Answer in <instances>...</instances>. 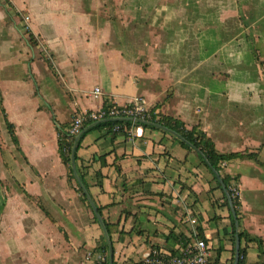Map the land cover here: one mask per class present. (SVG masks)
I'll use <instances>...</instances> for the list:
<instances>
[{"label":"crops","instance_id":"1","mask_svg":"<svg viewBox=\"0 0 264 264\" xmlns=\"http://www.w3.org/2000/svg\"><path fill=\"white\" fill-rule=\"evenodd\" d=\"M11 2L38 44L30 53L26 44L5 43L8 62L27 63L19 78L31 82L26 92L15 87L9 104L0 79L19 142L12 141L18 172L0 167V264H94L86 254L97 251L104 232L69 180L57 127L100 110L105 99L124 106L138 97L188 128L200 124L220 153L255 155L223 170L237 178L239 227L262 239L263 252L242 240L246 264H264V0ZM10 80L19 81L14 73ZM97 86L103 94L95 97ZM76 154L111 228L117 264H141L152 249L172 247L171 231L190 236L198 225L211 248L208 264H232L224 191L170 133L135 125L93 130Z\"/></svg>","mask_w":264,"mask_h":264},{"label":"trees","instance_id":"2","mask_svg":"<svg viewBox=\"0 0 264 264\" xmlns=\"http://www.w3.org/2000/svg\"><path fill=\"white\" fill-rule=\"evenodd\" d=\"M14 12L17 15L20 14V12L17 11L16 9L14 10ZM27 32L29 35V37H28L29 43L31 42L32 44L37 45L38 42L35 39L34 34L29 29ZM44 59L48 63V65L52 69V71L54 73H56V68L52 62V59L45 57V56H44ZM114 106H117V105L115 103H113L110 99H105L103 106L101 108L105 112V117H104L105 119L111 118L109 113H110V110L112 109V107H114ZM118 107L120 108V106H118ZM0 109H1V112L4 116V118H5L6 125L8 128V132L10 134L11 140L14 142V144L18 145L19 142H18V138H17L16 132H15V126L8 119L5 107L3 105V97H2L1 91H0ZM90 113H91V111L87 112V114H90ZM78 114H81V113H77L74 117H76ZM118 117H124V116H118ZM140 117H143L146 120H149L151 122L158 123L160 125L168 127L170 129L176 131L177 133H179L185 140H182V139L172 135L174 137V139H176L181 144L182 147H184L187 150L195 152L199 156L200 160L209 168L214 179L218 182V186L224 191L220 180L218 179V177L215 175V173L213 171V169H216V171L220 175V178L222 179L223 183L225 184L227 190L229 191V193L232 196L233 206L236 210L237 219L240 223V220H241L240 216H239L240 215V199H239V195L235 191L236 189H238L237 184L234 183V181H236L237 178L236 177L233 178L230 175H227L226 173H224L223 166L226 164V162H228L230 160H233L236 158H244V157L255 158V155L254 154H240V153H230V154L220 153L216 149L214 141L207 135L206 131L202 128V126L200 124H196V125L188 128L186 126V124L181 119L170 116V115H165L162 112H156L155 109L148 110L147 113L140 115ZM96 121H98V120H93V119H90L87 117L83 122V125L81 127L80 132L83 129H85L86 127H88L90 124H92ZM134 125L161 130V129L156 128L154 126H149V125H145V124H141V123H134V122L128 121V120H116V121L100 122V123L96 124L95 126H92L86 130V132L81 136V138L79 140L78 148L80 147L84 137L89 132H91L93 130L105 129L106 134H110V133L115 134V133L124 132L126 130H129ZM70 126H71V123L59 124L57 127L58 151H59V154H60L63 162L65 163V165L68 168L69 180L75 181L77 191L80 192L83 196V199L86 202H88V199H87L85 193L83 192L82 186L77 182V180L73 174V170H72L71 153H72V147L75 143V138H76L77 134L72 135L69 133L68 129L70 128ZM116 126H120L121 129L119 131H115L114 128ZM162 131H164V130H162ZM164 132L168 133L166 131H164ZM196 149H199L200 151L203 152V154L208 159V161L212 167H209V165L207 164V162L205 161L203 156ZM76 161H77V154H76ZM77 170H78V173L80 175V178H81L84 186L86 188H88V185L86 183L84 175L81 173V171L79 170L78 167H77ZM1 184H2V182L0 180V186H1ZM224 197H225V203L230 210L231 225L233 228V230H232L233 250H232V258H231L232 264H233L234 263V257H235L236 234H238L241 242H242V240H246L248 242L249 241H256L258 243V247L261 250V252H263L262 251V239H260L258 237H252L247 231L242 230L240 227L237 229L236 224H235V219H234L233 214H232L231 206L229 204V201H228V198L225 194V191H224ZM88 205L91 207V205L89 203H88ZM98 210L100 213H102L101 208H98ZM94 218L97 222H99L96 215H94ZM106 225H107V229L109 231V234L111 236V228H110L109 224H106ZM167 239L169 241L173 242L172 247L170 248L173 251H178V249L183 247L186 243H191L195 239L204 240L206 242L208 248L211 249L210 245L208 243V239L205 237L203 229L199 225L197 227L195 226L192 229L190 236H186L183 234H175L173 231H171L170 234L167 236ZM98 251L106 256V260L101 262V263H96L94 261V264H108V245H107V241H106L105 236H103V242L101 245L98 246L97 251H95V252H98ZM220 252H221V247L218 249V253H220ZM246 256H247L246 248L242 247L240 245V261H239V264H246V258H247ZM218 261H219V258H217V262ZM113 264H117V262L114 261ZM141 264H145V262L142 261Z\"/></svg>","mask_w":264,"mask_h":264},{"label":"rangeland","instance_id":"3","mask_svg":"<svg viewBox=\"0 0 264 264\" xmlns=\"http://www.w3.org/2000/svg\"><path fill=\"white\" fill-rule=\"evenodd\" d=\"M11 6H10V5ZM11 0H0V79L2 88H4L6 93H12V96L8 100L9 104L14 103V95L19 94L15 91V87L18 90L23 92L28 91L30 87V82L27 80L24 81L19 78L20 73H23L27 69V63H23L20 60H14V62L10 61V52L7 48L9 46L5 43L14 44H26L29 49H31L30 53L34 52V47L36 44L29 43V35H28V26L25 14H15V8L12 6ZM45 52V51H44ZM43 52V53H44ZM16 54V53H13ZM27 54V50H26ZM23 55H25L23 53ZM13 65L14 71L11 70ZM24 70V71H23ZM18 76V84H12V80H10V76L13 75ZM2 91V90H1ZM23 103L28 105L29 102L26 99H23ZM1 113V112H0ZM2 115V113H1ZM3 116V115H2ZM4 117V116H3ZM3 120V118H2ZM12 140L9 136V132L7 130V126L0 122V160L2 162V166L0 163L1 169L6 172L14 173V171L18 172V169H12V164L16 166V153L12 150ZM14 149V148H13ZM14 157V158H12ZM10 177V176H9ZM3 186L4 182L1 181Z\"/></svg>","mask_w":264,"mask_h":264},{"label":"built area","instance_id":"4","mask_svg":"<svg viewBox=\"0 0 264 264\" xmlns=\"http://www.w3.org/2000/svg\"><path fill=\"white\" fill-rule=\"evenodd\" d=\"M93 94L95 97L102 95L103 91L101 87H95ZM147 111L145 100L138 97L128 105L120 106V108L118 106L112 107L109 115L111 118L118 116L143 118L140 115L147 113ZM87 117L93 120L105 119V112L100 109L98 111H91L90 114H87V112L78 114L71 122V126L68 129L69 133L72 135L79 134L83 122ZM120 129V126L114 128L115 131H119ZM235 191L238 194V189ZM186 219L192 225L197 224V220L194 217H187ZM209 257L210 249L206 242L202 239H195L191 243H186L178 251H173L170 248H154L148 253L144 262L145 264H208ZM86 260L101 263L106 260V256L99 251L94 253L89 252L86 254Z\"/></svg>","mask_w":264,"mask_h":264},{"label":"water","instance_id":"5","mask_svg":"<svg viewBox=\"0 0 264 264\" xmlns=\"http://www.w3.org/2000/svg\"><path fill=\"white\" fill-rule=\"evenodd\" d=\"M116 120H128V121H132L134 123H141V124H145V125H149V126H154L156 128H159V129H162L168 133H170L171 135H174L182 140H185L179 133H177L176 131L168 128V127H165L163 125H160L158 123H154V122H151L149 120H146L144 118H139V117H136V118H133V117H116V118H107V119H101V120H98L92 124H90L88 127H86L85 129H83L79 134L76 135V138H75V143L72 147V153H71V165H72V170H73V174L77 180V182L82 186V189H83V192L85 193L102 229H103V232H104V236L106 238V241H107V245H108V264H113L114 263V248H113V244H112V239L110 237V234H109V231L107 229V225L104 221V219L102 218V215L101 213L99 212L98 210V207L96 206V204L94 203L92 197L90 196V194L88 193V190L87 188L84 186L81 178H80V175L78 173V170H77V165H76V153H77V148H78V144H79V140L81 138V136L86 132V130L92 126H95L96 124L100 123V122H106V121H116ZM202 156L203 158L205 159V161L207 162V164L209 165V167H212L211 164L209 163L208 159L205 157V155L203 154L202 151H200L199 149H196ZM215 175L218 177V179L220 180L221 184H222V187L225 191V194L228 198V201H229V204L231 206V210H232V214H233V217L235 219V224H236V227L237 229L239 228V221L237 219V214H236V210L233 206V201H232V196L231 194L229 193V191L227 190L225 184L223 183L222 179L220 178V175L219 173L216 171V169H213ZM240 245H241V241H240V238L238 236V234H236V242H235V257H234V263L233 264H239V261H240Z\"/></svg>","mask_w":264,"mask_h":264}]
</instances>
